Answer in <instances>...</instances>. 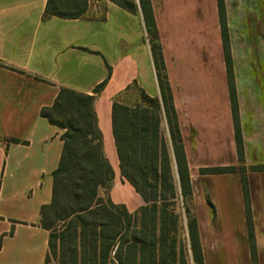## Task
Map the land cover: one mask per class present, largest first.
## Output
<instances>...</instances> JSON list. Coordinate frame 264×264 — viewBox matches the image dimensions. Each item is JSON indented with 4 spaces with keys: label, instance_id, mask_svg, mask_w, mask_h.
<instances>
[{
    "label": "crops",
    "instance_id": "1",
    "mask_svg": "<svg viewBox=\"0 0 264 264\" xmlns=\"http://www.w3.org/2000/svg\"><path fill=\"white\" fill-rule=\"evenodd\" d=\"M48 0H0V264H45L50 232L41 208L52 201L64 132L41 114L62 88L92 94L103 151L114 171L110 198L131 213L143 199L120 173L112 105L137 84L160 88L142 14L88 0V18H44ZM242 132L244 80L264 49L261 0H224ZM190 179L229 183L202 169L233 166L237 146L217 0H151ZM246 82V81H245ZM249 82V81H248ZM246 87V86H245ZM223 181V182H224ZM221 185L233 200L240 189Z\"/></svg>",
    "mask_w": 264,
    "mask_h": 264
},
{
    "label": "trees",
    "instance_id": "2",
    "mask_svg": "<svg viewBox=\"0 0 264 264\" xmlns=\"http://www.w3.org/2000/svg\"><path fill=\"white\" fill-rule=\"evenodd\" d=\"M108 1L133 15L140 11L146 31L154 40L150 49L160 97H150L134 83L142 93L141 101L125 103L121 100L122 93L112 105L120 173L144 205L131 213L110 198L114 171L103 151V136L94 109V99L108 79L96 86L92 94L62 88L53 105L41 111L52 124L64 130L63 152L53 173L52 201L41 208L40 223L50 232L45 264L51 260L57 264H190L177 239L179 216L173 206L179 197L187 205L193 189L151 0ZM217 2L236 146L242 159L243 140L225 2ZM88 7V0H48L44 18L85 19ZM162 111L167 136L162 127ZM232 170L217 167L200 172L224 174ZM101 189L105 197L100 196ZM243 195L249 225L250 203L245 184ZM186 213L189 214L188 207ZM189 235L193 263L204 264L195 221L189 223Z\"/></svg>",
    "mask_w": 264,
    "mask_h": 264
},
{
    "label": "rangeland",
    "instance_id": "3",
    "mask_svg": "<svg viewBox=\"0 0 264 264\" xmlns=\"http://www.w3.org/2000/svg\"><path fill=\"white\" fill-rule=\"evenodd\" d=\"M258 6L264 37V0ZM145 35L151 47L154 40L147 31ZM261 46L264 49V39ZM252 66L251 74L239 75L244 80L243 89H246L243 97V156L240 159L237 152L236 162L233 166H228L233 168V172L224 173L231 175L229 183L218 180L214 184L210 181L209 184H202L199 180L195 193L192 186L193 194L187 205L179 197L173 206L179 216L177 239L183 245L190 264H194L189 235V223L192 221L197 225L204 264H253L254 254L256 264H264V51L252 60ZM122 95L121 100L129 104L142 99V93L134 85ZM240 125L242 127L241 121ZM162 127L167 136L163 111ZM226 183L235 188V191L238 183L240 199L234 196L232 200L223 192L221 185ZM243 184L246 185L250 203L249 225L244 206ZM99 194L101 197L106 196L103 189ZM186 207L189 208V214L186 213ZM49 264L57 262L51 260Z\"/></svg>",
    "mask_w": 264,
    "mask_h": 264
}]
</instances>
